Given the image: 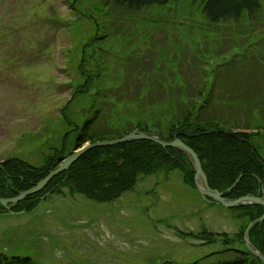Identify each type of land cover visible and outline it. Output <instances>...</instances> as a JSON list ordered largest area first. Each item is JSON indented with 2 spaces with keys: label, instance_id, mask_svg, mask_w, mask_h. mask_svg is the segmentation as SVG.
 I'll use <instances>...</instances> for the list:
<instances>
[{
  "label": "rangeland",
  "instance_id": "374dc122",
  "mask_svg": "<svg viewBox=\"0 0 264 264\" xmlns=\"http://www.w3.org/2000/svg\"><path fill=\"white\" fill-rule=\"evenodd\" d=\"M262 3L252 21L244 17L210 25L199 2L191 0L130 16L112 13L110 0H0V162L17 158L41 167L64 149L70 133L67 155L76 134L67 117L81 125L100 90L97 84L111 94L132 59L144 73L157 62L153 70L160 68L170 78L166 66L179 72L170 62H186L180 63L182 75L195 86L206 83L214 128L251 134L264 158ZM114 106V112L112 103L106 106L110 125L137 122L136 108ZM184 180L180 170L150 177L112 203L65 189L68 195H53L33 213L5 212L0 205V253L30 257L37 264L206 260L220 246L197 236L236 237L247 220L239 209L208 202Z\"/></svg>",
  "mask_w": 264,
  "mask_h": 264
},
{
  "label": "trees",
  "instance_id": "16d2710c",
  "mask_svg": "<svg viewBox=\"0 0 264 264\" xmlns=\"http://www.w3.org/2000/svg\"><path fill=\"white\" fill-rule=\"evenodd\" d=\"M180 1L110 0V10L120 16L127 11L128 14L124 16H130L143 9ZM191 2H199L201 13L208 24L218 25L240 21L244 17L249 21L254 20L264 0H191ZM121 10L125 12H120ZM165 51L166 49L162 53ZM170 63H177L176 69L179 70L175 72L166 66L165 71L172 74L171 78L169 75H161L160 68L153 70L154 66L157 67V62L149 68L151 69L149 72L144 73L140 62L132 59L125 63L128 69L124 71L121 85L112 89L114 91L111 94L108 93L110 88L103 89L102 84L98 83L100 90L93 96L82 124H73L67 117L69 124L75 126L73 132H76L71 142V151L65 155L64 150L70 139L68 133L64 138V149L41 167H35L17 158L3 161L4 170L0 169V197L12 198L31 189L50 171L58 168L67 156L72 155L87 142L121 138L135 130L155 132L168 141L173 139L174 133H183L179 139L196 152L207 175L209 186L213 190L224 193L229 199H241L248 195L262 196L264 158L257 149L253 151L255 147L251 142L252 135L234 130L232 132H236L237 137H231L214 128L218 125L215 123L216 118L211 114L213 105L211 95L207 93L206 83L195 86L188 77L182 75L180 63L186 62ZM198 71L204 76L202 71ZM99 78L100 75L96 79ZM169 81H172L171 85L166 86ZM92 82L91 77L82 89H86ZM111 103L113 112L117 103L136 108L140 113L137 122L128 121L122 127L110 125L107 117L112 116V112L106 109V106ZM204 130L215 132L203 134ZM175 170H180L184 174L185 183L196 189L194 164L186 153L178 149L164 148L149 141L93 149L81 156L68 171L55 177L43 191L17 204L13 211L33 213L42 202L53 195L57 197L68 195L65 189L70 195L80 194L96 203H112L127 192H135L142 181L150 177L159 178ZM238 179L239 183L229 191ZM157 185L158 183L155 186ZM238 209L241 211L240 216L247 220V225L240 234L236 237L228 233L197 236L196 238L205 241V244H218L220 248L207 255L206 260L201 259L193 264H264L249 251L244 242V232L248 224L263 216L264 207L250 205ZM249 239L264 255V222L251 229ZM0 264L37 263L30 257L7 256L0 253Z\"/></svg>",
  "mask_w": 264,
  "mask_h": 264
},
{
  "label": "water",
  "instance_id": "95a60500",
  "mask_svg": "<svg viewBox=\"0 0 264 264\" xmlns=\"http://www.w3.org/2000/svg\"><path fill=\"white\" fill-rule=\"evenodd\" d=\"M214 132L215 131L213 130H204L203 134H211ZM224 134L231 137H237V135L232 132H224ZM181 135H183V133L176 132L173 134L172 141H168L163 137L157 135L155 132L136 130L121 138L101 140L94 143L89 142L80 149L76 150L72 155L67 156L63 160V162L58 166V168L50 171L45 178L39 181L31 189L20 192L17 196L12 198H0V205L5 207L8 211H11L17 204L26 200L28 197L35 195L41 192L42 190H44L55 177L68 171L70 167L80 159L81 156H83L84 154H86L87 152L93 149L113 147L119 144L130 143V142L149 141L157 145H160L164 148L178 149L188 155V157L190 158V160H192L195 167V172H196L195 180H194L195 186L205 200L212 203L221 204L228 209L242 208L250 205H261L264 207V195L262 197L249 195L241 199H229L225 197L224 193L218 190H213L209 186L207 175L203 170L202 163L198 155L192 148L187 146L181 139H179V136ZM241 140L246 142V140L244 139ZM0 169L4 170L2 164H0ZM238 183H239V179L229 189V191H231ZM262 222H264V214L261 218L249 223L247 229L245 230L244 242L246 243L249 251L253 255L258 257L260 260H262L264 263V255L250 242L249 239V233L251 229L254 228L256 225L261 224Z\"/></svg>",
  "mask_w": 264,
  "mask_h": 264
}]
</instances>
